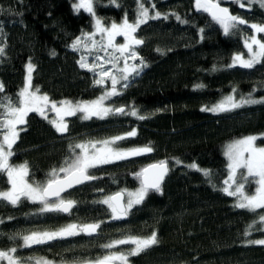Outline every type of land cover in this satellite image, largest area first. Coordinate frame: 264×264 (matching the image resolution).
I'll return each instance as SVG.
<instances>
[{
  "label": "trees",
  "instance_id": "obj_1",
  "mask_svg": "<svg viewBox=\"0 0 264 264\" xmlns=\"http://www.w3.org/2000/svg\"><path fill=\"white\" fill-rule=\"evenodd\" d=\"M75 2L77 0H0V25L6 33L7 44V58L0 63V81L5 85V92L14 99L24 84L29 60L37 68L34 85L53 101L91 100L100 94L101 90L92 85V74L79 68V55L68 47L82 30L91 31L92 26L88 14H76ZM151 2L162 13L176 12L190 23L180 24L170 16L167 21L142 25L137 33L145 39L139 52L149 67L118 100L120 104L135 105L150 118L139 121L132 117H114L81 122L73 117L68 135L77 140L99 139L136 128L138 135L121 141L120 146L151 144L154 151L97 170L103 179L95 181L94 186L85 185L79 191H72V198L78 201L73 215L33 216L30 213L39 205L24 202L13 208L0 204V218L15 217L0 225L5 233L0 238V249L10 247L12 242L7 236L18 231L55 230L68 223L107 221L106 206L92 201L121 188L135 190L138 182L134 174L138 170L150 163L168 160L171 170L163 185V195L150 194L128 220L103 223L100 233L94 237L80 235L53 241L19 249L17 255L44 257L55 264H76L103 255L105 250L100 245L109 240L127 234L148 236L155 230L159 244L130 257V264H264V246H245L248 239H264V232L244 235L248 225L257 219L256 214L234 208V198L216 190L227 178L225 146L242 137L264 134V105L219 115L201 111L233 88L238 95H247L256 89L255 96L264 97V65L250 70L228 68L234 54L246 51L241 36L225 37L206 14L195 11L194 0ZM117 3L120 7L109 0H100L95 6L97 16L106 23L118 22L126 12L132 21L137 0H117ZM223 5L249 22L264 23V10L256 5L250 11L234 3ZM146 6H150L147 0ZM242 27L247 34H252L251 29ZM199 28L205 29L203 40ZM157 48L163 49L165 54L158 53ZM52 50L55 56L50 55ZM197 84L205 87L197 89ZM25 127L27 131L21 132L10 162L14 165L27 162L31 174L43 180L66 156L68 138L56 133L35 113L29 115ZM174 159L184 165L196 163L201 169L210 170L213 183L200 172L174 166ZM95 187H103L104 193L96 192ZM8 188L6 176L0 174V190ZM247 188L254 190L255 185ZM128 248L120 246L114 251Z\"/></svg>",
  "mask_w": 264,
  "mask_h": 264
},
{
  "label": "snow or ice",
  "instance_id": "obj_2",
  "mask_svg": "<svg viewBox=\"0 0 264 264\" xmlns=\"http://www.w3.org/2000/svg\"><path fill=\"white\" fill-rule=\"evenodd\" d=\"M116 7H120L117 0H109ZM137 0L134 19L130 21L127 13L121 22H110L106 25L103 18L98 17L95 6L100 0H77L74 11L79 14L83 10L92 19L91 31H81L68 45L70 50L79 55L77 64L80 69L92 74V85L99 88L100 94L91 100L63 99L53 101L47 93H42L38 85L33 84L36 65L29 60L26 64V75L23 86L15 93V99L5 92V85L0 81V174L6 176L10 185L7 190H0V204H7L13 208L24 202L39 205L33 216L45 214L73 215V209L78 201L72 198V190L82 189V186L93 185L103 179L97 170L121 161L151 154L154 148L151 144L145 146L121 147L120 142L138 135L137 129L132 128L124 134H117L105 138H86L77 140L70 135L71 118L81 122L93 119L105 121L114 117H132L139 121L150 118L141 113L135 105L120 104L118 98L133 85L149 63L140 55L139 48L144 45L145 39L137 33L142 25L150 21L165 20L174 17L180 24H189V20L176 12L162 13L156 9L151 0ZM234 3L240 8L247 7L250 11L254 5L264 10V0H194L195 11L206 14L210 22L217 25L225 37L240 35L246 53L234 54L228 68L239 67L253 69L257 65H264V23L249 22L238 14H233L230 8L223 4ZM251 29V35L245 32L244 27ZM201 40L204 38V28H199ZM6 33L0 25V63L7 58ZM123 42L118 43L117 38ZM161 55L163 49L157 48ZM51 56L56 52L52 50ZM213 71L216 68L213 67ZM202 89L203 84H197ZM256 89L247 95L239 94L237 89L223 96L212 106L201 108L203 112L219 115L232 112L236 109L253 105H264V97L255 96ZM47 121L62 137L68 138L67 154L59 166L51 168L43 180H37L31 174L27 162L19 165L12 164L11 158L15 155L14 146L20 139V133L27 131L24 125L28 123L30 114ZM54 114L51 116L50 115ZM257 140H264V135H249L227 144L224 156L227 159V178L216 190L234 197V208L246 210L256 214L254 220L245 229L244 235L250 236L253 232H264V146L258 145ZM174 166H184L189 170L200 172L209 183H213V174L210 170L201 169L198 164L184 165L179 159H174ZM168 160L153 162L141 168L134 174L138 182L135 190L121 188L118 191L104 194L93 204L106 206L109 213L108 220L88 223H68L55 230L18 231L7 236L12 242L7 249H0V264H53V261L44 257L17 255L19 249H31L37 245L48 244L53 241L66 240L71 237L85 235L97 236L103 223L125 221L134 214L133 210L142 206L150 194L163 195L165 178L170 172ZM113 179V183H115ZM255 185L249 191L247 186ZM215 186V185H214ZM98 193H104L103 187H95ZM15 217L0 218V225ZM259 225V226H257ZM5 233L0 230V238ZM19 241V244L16 242ZM159 244L158 233L153 230L148 236L127 234L118 239L109 240L100 245L105 253L94 260H84L76 264H130V257L141 253ZM130 245L127 250L120 246ZM264 246V239H248L245 246ZM63 264V262H61Z\"/></svg>",
  "mask_w": 264,
  "mask_h": 264
},
{
  "label": "rangeland",
  "instance_id": "obj_3",
  "mask_svg": "<svg viewBox=\"0 0 264 264\" xmlns=\"http://www.w3.org/2000/svg\"><path fill=\"white\" fill-rule=\"evenodd\" d=\"M246 8V7H245ZM80 12H84L83 10H81ZM116 22V21H115ZM121 21H118L117 23H120ZM106 25H108V24H110V23H106V22H104ZM264 35V34H263ZM117 42L118 43H121V42H123V38L122 37H118L117 38ZM244 53H246V51L244 52ZM34 84V83H33ZM237 96L239 97V95L237 94ZM258 98V97H257ZM236 110H238V109H236ZM235 111V110H234ZM207 113H210V114H212L211 112H207ZM221 114H223V113H221ZM52 115H54V114H51L50 115V118H51V116ZM215 115V114H214ZM23 127H25V125L23 126ZM21 134V133H20ZM264 135V134H263ZM259 136H261V135H259ZM257 144L258 145H261V146H264V143H262V140H257ZM234 198V197H233ZM234 201H235V198H234ZM127 246H129V248L131 247L130 245H127ZM53 264H55V263H53Z\"/></svg>",
  "mask_w": 264,
  "mask_h": 264
},
{
  "label": "water",
  "instance_id": "obj_4",
  "mask_svg": "<svg viewBox=\"0 0 264 264\" xmlns=\"http://www.w3.org/2000/svg\"><path fill=\"white\" fill-rule=\"evenodd\" d=\"M222 6H225V5H222ZM168 175H169V174H168ZM167 177H168V176H167ZM167 177L165 178V181H166ZM165 181H164V183H165ZM73 190H75V189H73ZM73 190H72V191H73ZM63 215H66V214H63ZM66 216H67V215H66Z\"/></svg>",
  "mask_w": 264,
  "mask_h": 264
}]
</instances>
